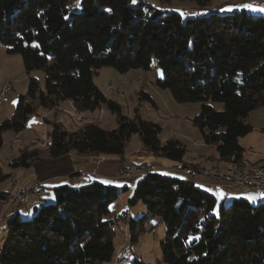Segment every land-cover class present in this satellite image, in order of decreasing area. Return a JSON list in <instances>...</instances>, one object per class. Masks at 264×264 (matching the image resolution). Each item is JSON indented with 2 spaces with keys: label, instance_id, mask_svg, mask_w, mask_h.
<instances>
[{
  "label": "trees",
  "instance_id": "1",
  "mask_svg": "<svg viewBox=\"0 0 264 264\" xmlns=\"http://www.w3.org/2000/svg\"><path fill=\"white\" fill-rule=\"evenodd\" d=\"M70 1L0 0V45L21 55L28 73L41 69L46 74L44 86L30 76L28 92L18 96L14 115L0 122V151L4 132L25 129L38 107L53 109L69 101L80 112L106 105L117 114L118 125L106 129L91 122L66 130L54 122L48 132L51 157L75 151L122 158L138 134L149 152L183 162L186 149L180 140L163 144L158 123L144 119L138 106L132 117L124 115L121 105L94 81L103 67L124 73L155 64L163 72L157 76L158 87L168 89L178 102H201L193 123L219 159L229 165L243 162L239 138L254 130L249 115L264 104L262 13L254 16L251 9L230 5L186 18L178 11L146 16L144 1L134 6L132 0H84L77 11ZM194 1L206 7L213 0ZM138 97L155 104L146 91ZM39 155L38 149L24 148L11 165L30 166ZM9 176L0 164V182ZM128 190L127 185L119 188L97 180L56 186L54 203L35 206L29 219L20 212L9 217L0 264L111 261L116 222L110 205ZM7 196L0 191V199ZM128 200L146 202L149 213L138 220L127 211L115 217L127 218L135 242L150 218L158 216L166 229L161 241L166 264H264V203L254 207L240 196L226 205L193 180L159 172L144 173ZM134 264L151 263L135 259Z\"/></svg>",
  "mask_w": 264,
  "mask_h": 264
},
{
  "label": "rangeland",
  "instance_id": "2",
  "mask_svg": "<svg viewBox=\"0 0 264 264\" xmlns=\"http://www.w3.org/2000/svg\"><path fill=\"white\" fill-rule=\"evenodd\" d=\"M142 1L144 3L141 5L146 16L153 15L154 11H158L159 14L178 11L186 18L199 11L205 12L207 9H226L230 5L240 4L241 0H213L206 7L197 5L194 0H136L135 3L132 0L131 4L139 6ZM83 2L84 0H80L77 7L76 0H71L70 5L75 11L82 10ZM245 5H251L252 7L249 8L256 16L259 15L256 11L264 5V0H245L240 6ZM30 76H34L42 86L45 85L46 74L43 70L38 69L28 73L22 56L18 53H9L6 47L0 45V122L14 115L18 96L28 92ZM157 76H163V72L155 64H152L149 70L139 68L124 73L113 67H103L94 75V81L108 98L121 105L124 115L132 117L138 106L140 115L144 119L158 123L162 127L159 138L163 144L170 139L180 140L186 149L183 162L149 152L143 148L138 134L127 143L124 157L115 159L118 168L116 163L110 164L109 175H112V178L106 180L110 183L101 181L94 174L101 164V171L105 173L106 162L113 160L116 156L104 155L105 162L96 163V155L99 154L80 155L73 151L57 158L49 155L48 132L54 122H61L66 130H76L91 122L100 123L106 129L116 128L117 114L106 105L94 111L85 112L77 111L69 101H64L53 109L38 107L36 113L29 117L25 129L19 132L13 130L4 132L0 164L3 171L10 176L0 182V191L9 193V197L0 199V255L9 238L7 232L9 217L15 212H20L25 219H29L34 214L35 206L54 203L56 201L55 182L60 179L71 181L70 174L78 170H92L93 173L83 178L84 181L79 184L97 180L105 185H114L119 188L126 185L130 187V190L110 205L112 217L116 222L114 223L116 252L111 261L103 264H134L135 259L151 264H166L161 251V241L165 238L166 229L158 216L150 218L147 227L143 232H139L138 240L135 242L131 240L127 218L117 220L115 217L127 211L129 216L138 220L149 213L146 202L140 200L136 204H131L128 200L138 180L146 172L157 171L175 179L195 180L201 188L216 194L220 201L224 200L226 205L230 204L233 198L240 196L247 197L254 207L264 203V193L256 189L231 187L222 191L215 188L219 182L214 173L217 170L225 171L232 164H225L219 159L216 148L205 142L202 132L194 125L193 119L200 112L201 102L176 101L168 89H162L156 85ZM140 91L149 93L155 104L145 99L139 100ZM212 104L218 109L222 108V104ZM248 121L254 126V130L239 138V144L245 150L244 159L240 161H243L248 169H260L264 167L262 130L264 104L251 111ZM27 147L29 150L38 149L39 157L35 158L30 166L13 167L11 162L20 155L22 149ZM98 159L101 160V158ZM255 159H259L258 162L252 163ZM84 162L92 163L95 167L87 166ZM126 167L131 168V171L128 168L124 171ZM204 181L211 186L208 184L207 186ZM38 186L43 188L37 190ZM124 257L127 258L126 263L123 262L124 259L122 260Z\"/></svg>",
  "mask_w": 264,
  "mask_h": 264
},
{
  "label": "built area",
  "instance_id": "3",
  "mask_svg": "<svg viewBox=\"0 0 264 264\" xmlns=\"http://www.w3.org/2000/svg\"><path fill=\"white\" fill-rule=\"evenodd\" d=\"M105 160L106 157L101 158V160L96 159L95 161H97L96 163H102V161L105 162ZM127 168L131 171L129 167L124 168V171H126ZM214 175L219 182L217 187H215L217 189L227 190L231 187H243L247 189H256L264 193V169L258 173H241L235 171L234 164L225 171L217 170ZM67 183H70L69 179H67ZM38 188L39 186L36 189Z\"/></svg>",
  "mask_w": 264,
  "mask_h": 264
},
{
  "label": "crops",
  "instance_id": "4",
  "mask_svg": "<svg viewBox=\"0 0 264 264\" xmlns=\"http://www.w3.org/2000/svg\"><path fill=\"white\" fill-rule=\"evenodd\" d=\"M245 0H241V1H239V3L240 4H237V5H235L234 7H237V8H240L241 6V3L242 2H244ZM245 7V6H244ZM262 7H264V5L262 6ZM262 7H259V9H257V13H262V14H264V11H261L260 10V8H262ZM246 8H248V9H250L249 7H246ZM115 159H118V157H114V159L113 160H111V161H109V162H106V172L104 173V171H101V166H102V164L99 166V168L97 169V172L94 174L95 176H96V178H99L101 181H106V180H108V179H110V178H112L111 176L112 175H109L111 172L109 171V168L111 167V165L110 164H117V168H118V163L116 162L117 160H115ZM258 160L259 159H255L254 161H252V163H256V162H258ZM84 164H86L87 166H92V167H95L94 166V164H92V163H85L84 162ZM104 164V163H103ZM183 167V166H182ZM101 172H103V173H101ZM155 172H157V171H155ZM73 174V176H72V178H71V181L70 182H72L73 184H76V185H81V184H79L80 182H83L84 180H83V178H85V177H88L90 174H93L92 173V170L91 171H81V170H78V171H76V172H73L72 173ZM72 174H70V175H72ZM76 174V175H75ZM75 175V176H74ZM189 180H191V179H189ZM194 182H195V180H193ZM64 183H67V180H63V179H60V180H58V181H56L55 182V187L56 186H59V185H62V184H64ZM89 183V182H88ZM204 183L207 185L208 183L207 182H205L204 181ZM86 184V183H85ZM204 184V185H205ZM209 185V184H208ZM207 185V186H208ZM209 186H211V185H209ZM41 188H43L42 186H41ZM41 188H38L37 190H40ZM217 189V188H216ZM212 190H214V189H212ZM218 190V189H217ZM220 190V189H219ZM222 191H226V190H222ZM125 258V257H124Z\"/></svg>",
  "mask_w": 264,
  "mask_h": 264
},
{
  "label": "bare ground",
  "instance_id": "5",
  "mask_svg": "<svg viewBox=\"0 0 264 264\" xmlns=\"http://www.w3.org/2000/svg\"><path fill=\"white\" fill-rule=\"evenodd\" d=\"M104 157H105L104 155H100V156H97V159L98 158H104ZM232 165H234V164H232ZM262 169H264V167H262L260 169H248L246 167V165L244 164V162H238V163L235 162V171H237V172H241V173H258V172L262 171Z\"/></svg>",
  "mask_w": 264,
  "mask_h": 264
},
{
  "label": "snow or ice",
  "instance_id": "6",
  "mask_svg": "<svg viewBox=\"0 0 264 264\" xmlns=\"http://www.w3.org/2000/svg\"><path fill=\"white\" fill-rule=\"evenodd\" d=\"M136 0H133V3H135ZM80 0H76V6L79 7ZM245 7H252L251 5H245ZM261 11H264V7L260 8ZM110 11V10H109ZM105 183H110L109 181H106ZM250 199H255V197H250Z\"/></svg>",
  "mask_w": 264,
  "mask_h": 264
}]
</instances>
